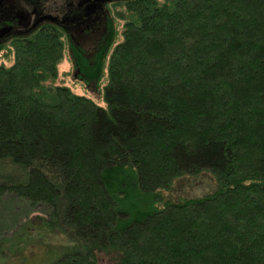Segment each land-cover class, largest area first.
Returning a JSON list of instances; mask_svg holds the SVG:
<instances>
[{"label": "trees", "instance_id": "trees-1", "mask_svg": "<svg viewBox=\"0 0 264 264\" xmlns=\"http://www.w3.org/2000/svg\"><path fill=\"white\" fill-rule=\"evenodd\" d=\"M126 6L114 48L75 58L88 87L107 74L104 108L49 84L71 47L52 33L0 67V201L43 213L14 243L65 236L43 264H264V0ZM208 172L216 193L162 195ZM10 243L0 264L36 254Z\"/></svg>", "mask_w": 264, "mask_h": 264}, {"label": "flooded vegetation", "instance_id": "flooded-vegetation-1", "mask_svg": "<svg viewBox=\"0 0 264 264\" xmlns=\"http://www.w3.org/2000/svg\"><path fill=\"white\" fill-rule=\"evenodd\" d=\"M133 1L99 3L82 0H0V54L16 53L44 33L70 41L71 54L94 58L111 38L113 8ZM12 50V51H11Z\"/></svg>", "mask_w": 264, "mask_h": 264}, {"label": "rangeland", "instance_id": "rangeland-1", "mask_svg": "<svg viewBox=\"0 0 264 264\" xmlns=\"http://www.w3.org/2000/svg\"><path fill=\"white\" fill-rule=\"evenodd\" d=\"M127 11V6H117L113 8V23L110 27L112 34L111 38L108 40L109 46H107V50L113 49L114 45L122 39L121 33L123 32L125 26L124 13ZM70 42L69 40L66 41ZM12 51V50H11ZM111 52V51H110ZM15 54L13 51L11 53L0 54V67L5 66L7 68L12 67L15 63ZM104 60L102 59L101 64ZM104 63V62H103ZM107 63V62H106ZM102 66V65H99ZM59 76L57 80L54 82H49V84L58 87H66L70 89L73 93L78 96H85L90 99H93L98 105L101 107H106L107 103L105 101V87L108 85L107 74L102 75L101 83L92 84L91 87H88L85 82H79V77L82 72L77 67V62L74 60L73 55L71 54L70 49H66V53L64 55L63 61L60 63L58 67ZM47 82V83H48ZM99 84V85H98ZM174 191L172 193L164 192L162 195L166 197V200L173 203H179L182 201H186V199H197L208 197L211 194L216 193L219 188L216 185L215 179L211 176V174L203 173L200 177L192 178L185 177L184 180H181L176 183L174 186ZM162 206V204H160ZM42 210L37 208H32L27 204L21 202L20 200L14 199L13 197H6V199L0 201V236L4 235L6 238L12 239L11 245L16 244L14 247H27L29 249L33 248L36 252L34 256L31 258H25L23 264H43V262L47 261L49 257L46 252L43 251V247L46 246H64L68 245V241L65 240V236H62L59 233H39V232H30L28 235L20 238L26 243H19L13 240L17 232L19 235V228L21 231L23 228L21 227L23 224L33 220L36 217L43 216ZM45 216V215H44ZM21 234V232H20ZM33 246V247H32ZM11 249V248H9ZM51 256V255H50ZM114 257L118 258V254L111 253L110 256L103 255L101 264H114L112 260ZM108 261L110 263H105ZM14 264V263H13Z\"/></svg>", "mask_w": 264, "mask_h": 264}, {"label": "water", "instance_id": "water-1", "mask_svg": "<svg viewBox=\"0 0 264 264\" xmlns=\"http://www.w3.org/2000/svg\"><path fill=\"white\" fill-rule=\"evenodd\" d=\"M91 0H82V5L83 6H90L89 3H90ZM94 5L96 4H99V3H110V2H122V1H133V0H92Z\"/></svg>", "mask_w": 264, "mask_h": 264}]
</instances>
